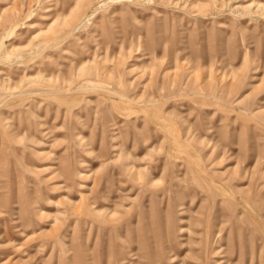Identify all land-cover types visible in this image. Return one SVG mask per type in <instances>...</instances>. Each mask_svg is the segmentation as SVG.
Returning <instances> with one entry per match:
<instances>
[{
  "label": "rangeland",
  "instance_id": "obj_1",
  "mask_svg": "<svg viewBox=\"0 0 264 264\" xmlns=\"http://www.w3.org/2000/svg\"><path fill=\"white\" fill-rule=\"evenodd\" d=\"M0 264H264V0H0Z\"/></svg>",
  "mask_w": 264,
  "mask_h": 264
}]
</instances>
